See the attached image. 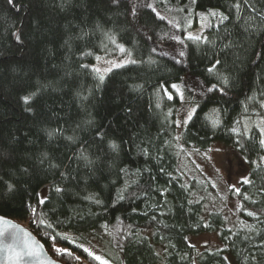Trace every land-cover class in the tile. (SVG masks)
<instances>
[{
	"label": "trees",
	"instance_id": "trees-1",
	"mask_svg": "<svg viewBox=\"0 0 264 264\" xmlns=\"http://www.w3.org/2000/svg\"><path fill=\"white\" fill-rule=\"evenodd\" d=\"M211 8L221 15L204 36L158 51ZM116 41L136 61L103 75L88 65ZM170 83L197 99L182 142H225L250 169L232 189L233 228L219 211L202 218L198 181L179 173ZM260 118L264 0H0V214L63 264H100L82 242L101 230L116 251L106 264H231L226 251L264 264ZM203 231H218L224 248L188 242Z\"/></svg>",
	"mask_w": 264,
	"mask_h": 264
},
{
	"label": "rangeland",
	"instance_id": "rangeland-1",
	"mask_svg": "<svg viewBox=\"0 0 264 264\" xmlns=\"http://www.w3.org/2000/svg\"><path fill=\"white\" fill-rule=\"evenodd\" d=\"M130 2L134 6L136 0H130ZM213 13L216 15H213ZM219 15H221V12L218 8H211L209 11L202 12L200 17L196 18L195 25L187 28L184 32L174 31L173 39L156 42V48L167 56H173L174 39L180 41L183 40V37L204 36L206 27L217 22ZM189 22V17H186L185 23ZM177 37L179 39H176ZM114 47V52L100 53L88 65L103 75L118 67L117 65L121 66L136 61L132 52L123 42L116 41ZM169 85L172 89L165 92V95L178 97V105L176 106L177 134L174 148L178 154L179 173L186 181L191 178L198 181L199 186L195 195L203 201L202 218L207 221L210 212L219 211L225 217L227 226L233 228L241 223V219L237 212L239 202L233 196L232 189L238 188L242 181L248 179L250 169L243 156L233 146L225 142L216 140L206 148L189 147L182 142L181 133L189 120V113L192 116L197 107V99L193 92L175 90L173 89L175 83ZM257 123L264 139V118L257 120ZM48 192V185H43L39 189L38 194L41 201L47 197ZM106 233L105 230L97 233H86L82 245L94 256L99 255L106 263H110L111 258L116 255V251L111 247L109 236ZM187 240L199 250L203 248H224V243L220 239L218 231L190 233L187 235ZM155 245L157 248L159 244ZM157 250L159 251L158 248ZM225 255L231 264H237L236 257L232 252L226 251Z\"/></svg>",
	"mask_w": 264,
	"mask_h": 264
},
{
	"label": "water",
	"instance_id": "water-1",
	"mask_svg": "<svg viewBox=\"0 0 264 264\" xmlns=\"http://www.w3.org/2000/svg\"><path fill=\"white\" fill-rule=\"evenodd\" d=\"M0 264H63L25 224L0 214Z\"/></svg>",
	"mask_w": 264,
	"mask_h": 264
},
{
	"label": "snow or ice",
	"instance_id": "snow-or-ice-1",
	"mask_svg": "<svg viewBox=\"0 0 264 264\" xmlns=\"http://www.w3.org/2000/svg\"><path fill=\"white\" fill-rule=\"evenodd\" d=\"M9 2H11V0H9ZM213 15H216V14L213 13ZM17 39H19V36H17ZM176 39H179V38L177 37ZM196 39H199V37H197ZM181 55H183V53H181ZM133 62H134V61H133ZM117 66H119V65H117ZM97 71H98V70H97ZM100 79L103 80V76H101ZM223 83H224V84H227V80L225 79V80L223 81ZM173 87L175 88L176 86L173 85ZM169 98L171 99L172 97L169 96ZM27 100H28V98L25 97V101H26V102H27ZM188 119H191V113H189V115H188ZM260 145H261V146H264V139L260 140ZM261 159L264 160V157H261ZM247 182H248V181L245 180V183H247ZM57 191H59V189H57ZM85 251H88V250L85 249ZM88 255H89V257H92L94 260L99 261L100 264H106V261H104L103 258H102L101 256H99V255H95V256H93V254H92L91 252H89Z\"/></svg>",
	"mask_w": 264,
	"mask_h": 264
}]
</instances>
